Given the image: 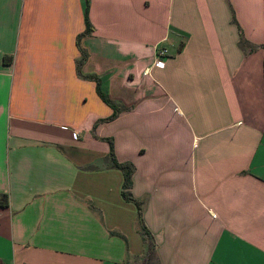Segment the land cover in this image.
<instances>
[{"label": "crops", "instance_id": "0c3cea01", "mask_svg": "<svg viewBox=\"0 0 264 264\" xmlns=\"http://www.w3.org/2000/svg\"><path fill=\"white\" fill-rule=\"evenodd\" d=\"M84 8L0 0V264L142 261L110 141L160 264H264V0Z\"/></svg>", "mask_w": 264, "mask_h": 264}, {"label": "trees", "instance_id": "16d2710c", "mask_svg": "<svg viewBox=\"0 0 264 264\" xmlns=\"http://www.w3.org/2000/svg\"><path fill=\"white\" fill-rule=\"evenodd\" d=\"M88 11H89V0H85V8H84L85 29L81 34L77 35L76 37V44L81 54V57L77 63V68L85 61L87 57L86 51L80 45V42H79L80 38L82 36L89 34L93 30V27L89 21ZM239 45L244 48L245 41L242 35H240ZM4 61L7 63L11 62V57L4 56ZM89 77L92 78L96 82V92L98 96L101 98L103 102H105L107 105H109L113 109V113L109 117L105 118L104 120L105 121L113 120L117 116L119 111L121 110L119 104L111 100L107 96V94L105 93V91L103 90L101 86L100 78H98L95 75H91ZM109 159H110L111 165L115 168L120 169L123 173V183L121 187L122 197L127 201L133 202L137 208V221L139 225V233L141 234L142 240L146 246L143 259L141 262H138L137 264H160L157 253H156L153 236L150 230L146 227V225L144 224L142 220L141 202L138 201L136 198H134L131 192V185H132L131 176H132L133 169H134L133 165L131 162H118L116 160L113 149H112L111 141H110ZM7 205H8V195L5 193L0 194V206H7Z\"/></svg>", "mask_w": 264, "mask_h": 264}, {"label": "built area", "instance_id": "2783aa9c", "mask_svg": "<svg viewBox=\"0 0 264 264\" xmlns=\"http://www.w3.org/2000/svg\"><path fill=\"white\" fill-rule=\"evenodd\" d=\"M166 54H167V49L165 47H161L157 50L156 55H155L156 58L154 61V65L156 67H163L164 63H163L162 57L165 56ZM73 135L76 137L77 133L74 132Z\"/></svg>", "mask_w": 264, "mask_h": 264}]
</instances>
